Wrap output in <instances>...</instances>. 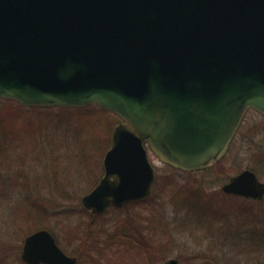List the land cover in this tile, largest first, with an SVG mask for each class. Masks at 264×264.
<instances>
[{
    "label": "water",
    "instance_id": "obj_1",
    "mask_svg": "<svg viewBox=\"0 0 264 264\" xmlns=\"http://www.w3.org/2000/svg\"><path fill=\"white\" fill-rule=\"evenodd\" d=\"M0 99L117 115L103 177L80 202L94 217L144 200L147 151L205 170L249 109L264 116V0H0ZM220 190L262 200L264 181L243 169ZM20 259L77 264L46 229L24 238Z\"/></svg>",
    "mask_w": 264,
    "mask_h": 264
},
{
    "label": "rangeland",
    "instance_id": "obj_2",
    "mask_svg": "<svg viewBox=\"0 0 264 264\" xmlns=\"http://www.w3.org/2000/svg\"><path fill=\"white\" fill-rule=\"evenodd\" d=\"M120 121L96 105L26 107L0 99V264H24L23 240L38 228H49L67 255L80 250V264H264V246L253 249L248 239L264 216V199L251 202L220 190L229 176L251 167L264 181L261 114L245 113L217 168L181 172L147 151L158 178L148 201L91 219L80 199L103 177L102 160ZM254 126L260 129L251 133ZM185 188H201L217 210L207 214L193 205L187 212L175 199ZM237 206L257 213L256 222L245 224ZM128 219L144 229L139 242L106 237L115 225L130 232Z\"/></svg>",
    "mask_w": 264,
    "mask_h": 264
},
{
    "label": "trees",
    "instance_id": "obj_3",
    "mask_svg": "<svg viewBox=\"0 0 264 264\" xmlns=\"http://www.w3.org/2000/svg\"><path fill=\"white\" fill-rule=\"evenodd\" d=\"M99 109H101V108H99ZM101 110L103 112L104 111L107 112V110H103V109H101ZM254 127L252 128L251 133H254L257 131V129H260L259 126H254ZM261 129L264 131V127H261ZM249 137L252 138L253 134H251ZM259 163L261 164V166H264V155H263V157L259 158ZM217 167H218V164L211 166L210 169L217 168ZM250 169H252L257 175H259V172L255 168L251 167ZM157 179L158 178L155 177L154 184L156 183ZM177 195H178V197H175V199H177L178 202L180 201L181 205H185L187 207V212H191V210H192L191 207L193 205L206 207L204 209V211H206V213L208 212L207 214H210L213 211L217 210V209L212 208L213 202H212L211 198L207 199L206 194L203 192V190L201 188L195 189V190H190V189L185 188L183 190V192H180ZM146 201H148V198L146 200H143V201L128 204V205H126L122 208H119V209H115V208H111V209H114L116 211L117 210L122 211L126 208H129L130 206L142 204L143 202H146ZM213 201H214V199H213ZM180 202H179V204H180ZM237 207H240V208H236L237 212H238L237 213L238 217H239V215H243V213L240 214L239 212L243 211L244 213H246L245 218H244L245 224L248 225L249 222L250 223L256 222L254 220L257 217V213L253 212V213H250V215H249V212H250L249 209H246L245 207H241V206H237ZM99 217H101V215L95 216L94 219L99 218ZM257 220H259V223H260L259 227H258V229L253 231V233H251V236H249V238H248L250 240V242L252 243L253 249H256V248L258 249V248L264 246V216H263V218H260V219L257 217ZM125 221L127 224L126 227L130 230V232L125 230L123 227L119 228L118 225H115L113 228V232L112 231L108 232L106 237L109 238V240L111 238L118 239L119 241L121 240L122 243H123V241L126 243H130L131 241H138L139 242V240L142 238V232H144V229L142 231H140L138 226H136V225L134 226L135 223L133 221H130V219L125 220ZM47 230H49V228H47ZM49 231L51 232V230H49ZM74 253H75V256L78 258V254L80 255V250L76 251Z\"/></svg>",
    "mask_w": 264,
    "mask_h": 264
},
{
    "label": "flooded vegetation",
    "instance_id": "obj_4",
    "mask_svg": "<svg viewBox=\"0 0 264 264\" xmlns=\"http://www.w3.org/2000/svg\"><path fill=\"white\" fill-rule=\"evenodd\" d=\"M225 195H226V194H225ZM227 196H230V197H238V196H234V195H227ZM238 198H240V197H238ZM242 199L247 200V201H251V202H252V201H254V202H259V201H262V200L264 199V197H263L262 200H252V199H247V198H242ZM90 216H91V214H90ZM94 217H95V216H94ZM94 217L91 216V219H93ZM73 257L76 258V260H77V264H80L78 258H77L76 256H73Z\"/></svg>",
    "mask_w": 264,
    "mask_h": 264
}]
</instances>
